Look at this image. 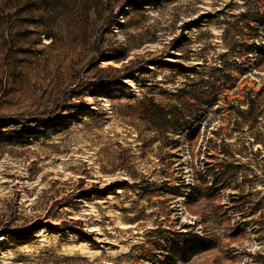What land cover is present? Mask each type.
I'll use <instances>...</instances> for the list:
<instances>
[{"label": "rangeland", "instance_id": "1", "mask_svg": "<svg viewBox=\"0 0 264 264\" xmlns=\"http://www.w3.org/2000/svg\"><path fill=\"white\" fill-rule=\"evenodd\" d=\"M0 264H264V0H0Z\"/></svg>", "mask_w": 264, "mask_h": 264}, {"label": "trees", "instance_id": "2", "mask_svg": "<svg viewBox=\"0 0 264 264\" xmlns=\"http://www.w3.org/2000/svg\"><path fill=\"white\" fill-rule=\"evenodd\" d=\"M196 236L198 237L197 240L201 241L202 237H200L199 235L196 234Z\"/></svg>", "mask_w": 264, "mask_h": 264}]
</instances>
